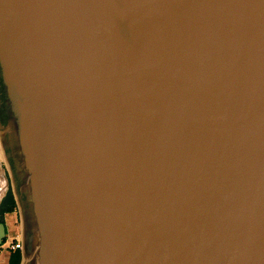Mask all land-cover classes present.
<instances>
[{
    "label": "water",
    "instance_id": "1",
    "mask_svg": "<svg viewBox=\"0 0 264 264\" xmlns=\"http://www.w3.org/2000/svg\"><path fill=\"white\" fill-rule=\"evenodd\" d=\"M0 149L21 264H264V0H0Z\"/></svg>",
    "mask_w": 264,
    "mask_h": 264
},
{
    "label": "crops",
    "instance_id": "2",
    "mask_svg": "<svg viewBox=\"0 0 264 264\" xmlns=\"http://www.w3.org/2000/svg\"><path fill=\"white\" fill-rule=\"evenodd\" d=\"M4 169V165L0 163V191H2L0 192V224H4L6 227V236L4 237L3 243L0 245V264H9L12 252L8 250V246L19 239L17 236L19 218L16 209H7L4 206L9 191V186L7 184L8 179L5 172L6 169Z\"/></svg>",
    "mask_w": 264,
    "mask_h": 264
},
{
    "label": "rangeland",
    "instance_id": "3",
    "mask_svg": "<svg viewBox=\"0 0 264 264\" xmlns=\"http://www.w3.org/2000/svg\"><path fill=\"white\" fill-rule=\"evenodd\" d=\"M0 163L2 164V165H4V168L6 169V177H7V179H8V182H7V184H8V186H9V191H8V195H7V197L8 198H10V199H12V202L14 203V206H13V208L14 209H16V211L18 212V224H17V231H18V233H17V236L19 237V241L18 242H20V248H18L16 251H20V253H21V259H20V262H19V264H21L22 263V261H23V257H24V255H23V253H22V250H23V240H22V226H21V218H20V211H19V207H18V203H17V199H16V196H15V193H14V189H13V184H12V180H11V178H10V173H9V169H8V166H7V164H6V161H5V159H4V156H3V153H2V151H1V149H0ZM4 169V170H5ZM7 199V198H6ZM7 201V200H6ZM5 201V202H6ZM2 208V207H1ZM2 210V209H1ZM16 251H14V252H16Z\"/></svg>",
    "mask_w": 264,
    "mask_h": 264
},
{
    "label": "trees",
    "instance_id": "4",
    "mask_svg": "<svg viewBox=\"0 0 264 264\" xmlns=\"http://www.w3.org/2000/svg\"><path fill=\"white\" fill-rule=\"evenodd\" d=\"M6 200H5L6 202H4V206L7 209H12L13 206H14V203L12 202V199H10V198L7 197ZM20 259H21V253H20V251L12 252L11 258L9 260V264H19Z\"/></svg>",
    "mask_w": 264,
    "mask_h": 264
},
{
    "label": "built area",
    "instance_id": "5",
    "mask_svg": "<svg viewBox=\"0 0 264 264\" xmlns=\"http://www.w3.org/2000/svg\"><path fill=\"white\" fill-rule=\"evenodd\" d=\"M19 240H16L15 242L11 243L9 246H8V250L10 252H14L16 251L18 248H20V242H18Z\"/></svg>",
    "mask_w": 264,
    "mask_h": 264
},
{
    "label": "bare ground",
    "instance_id": "6",
    "mask_svg": "<svg viewBox=\"0 0 264 264\" xmlns=\"http://www.w3.org/2000/svg\"><path fill=\"white\" fill-rule=\"evenodd\" d=\"M6 185V184H5ZM5 188V187H4ZM2 190V189H1ZM0 192H2V191H0ZM4 193V192H3ZM4 197V196H3Z\"/></svg>",
    "mask_w": 264,
    "mask_h": 264
}]
</instances>
